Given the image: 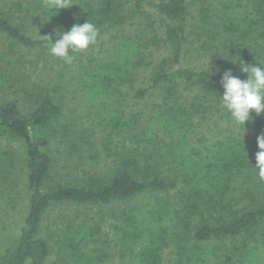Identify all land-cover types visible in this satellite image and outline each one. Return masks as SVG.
<instances>
[{"label":"trees","instance_id":"1","mask_svg":"<svg viewBox=\"0 0 264 264\" xmlns=\"http://www.w3.org/2000/svg\"><path fill=\"white\" fill-rule=\"evenodd\" d=\"M234 1L218 10L209 0H131L135 13L146 20L153 15L161 24V30L151 22V33H132L125 30L123 0H69L71 6L59 10L49 8L46 0H0V35L13 42L12 49L48 58L44 36L54 42L55 31H68L86 19L99 29L98 39L104 43L109 36L112 44L105 60L91 54L84 58V51H70L71 63L52 58L61 69L37 86L26 111L14 101L0 103V136L23 145L29 193L17 245L5 251L1 264H47L50 241L60 254L53 264H100L113 248L122 264H161L169 245L176 252L175 264H264V178L253 167L264 113L244 127L239 124V132L206 143L204 153L188 143L209 115L236 126L220 106L223 72L231 69L244 80L240 60L264 66V1ZM160 44L167 48L166 58L149 64L145 47ZM190 47L209 67L187 63ZM3 52L4 62L12 51ZM74 65L75 76L67 77ZM145 69L144 86L136 85ZM72 82L107 112L102 150L90 160L97 163L103 156L112 162L111 170L105 176L89 172L81 183L50 186L52 144L62 145L68 158L95 147L92 131L63 121V89ZM130 90L138 101L157 94L159 102L147 122L144 112L127 108ZM142 196L151 197L144 207H124ZM55 206L106 209L112 236L85 218L66 222L59 234L45 228L48 234L42 236L47 212Z\"/></svg>","mask_w":264,"mask_h":264},{"label":"rangeland","instance_id":"2","mask_svg":"<svg viewBox=\"0 0 264 264\" xmlns=\"http://www.w3.org/2000/svg\"><path fill=\"white\" fill-rule=\"evenodd\" d=\"M209 1L213 3L215 5L214 7L218 10L223 6H230L237 2L234 0ZM123 3L127 22L125 30L131 31L132 33L138 30L139 32L151 33L153 30L152 27H150L151 22L155 23V29L158 28V30H161V24L157 17L153 18L152 15V20H146L141 12L135 13L131 0H123ZM30 32L32 31L29 29V34ZM160 33L161 31L159 32V36ZM32 34L33 32L30 36H32ZM108 39L109 36H106V42L104 43L103 39H97L95 45L90 46L91 49L88 48L84 51V58L91 54L97 56V58L103 56L105 60L112 47V44L108 43ZM11 42V40H7L4 36L0 35V69H2V71H0V103L14 101L22 111H26L35 98L34 93L38 92L37 86L40 87L43 83L47 82V78L54 76L55 72L60 70L61 67L55 66L54 62H52L54 56L51 52L48 58L47 55H43L39 59L40 53L36 51L19 47L15 49L10 48L13 43ZM102 43L104 45L100 48L99 45ZM146 48L149 49V52ZM6 49L12 52L11 54L9 52V55L6 56V60L3 62V53H6L3 51ZM192 49L193 47L189 48L190 52L187 55V63L192 67L204 68L208 66V61H202L204 59H200ZM166 54L167 48L165 49L163 44H160L158 47L147 46L145 47V51H143V57L149 64H158L163 58H166ZM76 68L75 65L69 68L67 77L75 76L73 75V71ZM53 70H55V72ZM145 73H147V69L142 70L136 81V85L141 84V86H144L141 77ZM77 84V82H72L63 89L66 99V104L62 107L64 116L63 121L69 123L77 122L75 127L80 131H92L93 139L96 141L95 147L84 150L80 156L75 155L72 158H68L64 154L62 145L58 143L52 144L54 162L50 175L51 179L48 182L50 186L57 183H81L89 177V172L95 176H105L109 170H111L112 162L103 159V156L102 159H98L97 163L90 160V156H92L94 152L102 150L99 143L102 141V137L107 135V129L102 119L107 115V112L101 110L98 101L90 102L87 100V98L82 95ZM125 99L127 101V108L130 112H144L145 122L150 118L148 112L152 109V105L159 102L157 94L150 95L145 100L141 101L132 99L131 90L130 94L125 95ZM91 123H93V125H91ZM141 125L142 127L148 126V124L145 125L144 122H142ZM196 128L195 132L190 135V137L194 138V141H189L188 143L196 148H201L200 152L204 153L205 151L203 148L206 143L211 144L213 141L223 136L233 134V132H239L240 125L236 123V126H233L232 123L218 120L215 115H209L207 120L200 123ZM199 135L206 136V142H198L197 139L200 138ZM23 154L24 147L20 142L0 136V264L5 257V251L8 249L12 251L17 245L22 220L26 213L29 193L26 186ZM193 159L195 161L198 160L196 156H194ZM150 198L142 196L133 199L126 202L124 207L128 208L133 206L142 208L149 203ZM77 211H79V214ZM105 211L106 209L103 211L98 208L90 209L73 206H55L47 212L42 227V236L48 234L45 228H49L50 230L57 229L58 234L61 233L65 223L74 218L78 219L77 222H79L81 218L97 221L102 226L104 234L112 236L111 225L113 221L109 219ZM52 237L56 239V235H52ZM49 244L53 245H50L52 252L47 264H53L60 254L54 251L57 249L54 243L50 241ZM175 261V249L172 245H169L168 248L162 252L161 264H175ZM100 264H122L117 249L113 248L110 257ZM212 264H219V262L215 260Z\"/></svg>","mask_w":264,"mask_h":264},{"label":"clouds","instance_id":"3","mask_svg":"<svg viewBox=\"0 0 264 264\" xmlns=\"http://www.w3.org/2000/svg\"><path fill=\"white\" fill-rule=\"evenodd\" d=\"M46 2L49 8L58 10L71 6L69 0H46ZM55 35L54 42L50 36H44L50 44L51 54L71 63L73 57L70 51H85L91 45H95L99 37V29L86 19L82 24H74L68 31H55ZM239 71L246 75V79L242 80L234 76L231 69L223 72L220 79L223 94L218 97L220 106L228 113L231 120L244 127L246 122H251L254 117L264 113V66L260 63L254 66L240 60ZM256 145L258 151L255 154L253 167L258 169L259 176L264 178V133L257 135Z\"/></svg>","mask_w":264,"mask_h":264}]
</instances>
